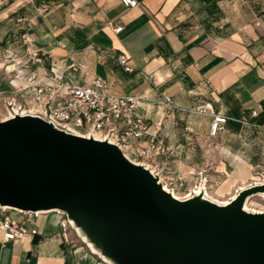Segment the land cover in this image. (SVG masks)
<instances>
[{"label": "crops", "instance_id": "crops-1", "mask_svg": "<svg viewBox=\"0 0 264 264\" xmlns=\"http://www.w3.org/2000/svg\"><path fill=\"white\" fill-rule=\"evenodd\" d=\"M137 1L0 0V61L29 46L83 63L81 82L99 77L114 95L139 98L151 134L162 123L172 171H205L215 199L229 201L264 176V0ZM216 117L226 123L211 137ZM11 216L37 234L6 241L0 227V264H106L59 213Z\"/></svg>", "mask_w": 264, "mask_h": 264}, {"label": "water", "instance_id": "water-1", "mask_svg": "<svg viewBox=\"0 0 264 264\" xmlns=\"http://www.w3.org/2000/svg\"><path fill=\"white\" fill-rule=\"evenodd\" d=\"M264 181L228 204L179 200L107 141L34 115L0 121V209L61 212L106 264H264V213L245 209Z\"/></svg>", "mask_w": 264, "mask_h": 264}, {"label": "built area", "instance_id": "built-area-1", "mask_svg": "<svg viewBox=\"0 0 264 264\" xmlns=\"http://www.w3.org/2000/svg\"><path fill=\"white\" fill-rule=\"evenodd\" d=\"M121 3L127 9L139 5L137 0H121ZM122 30L123 27H118L114 32L120 34ZM24 40L28 42L26 37ZM47 59L50 60L48 68L44 66ZM119 62L126 72H132L127 55H121ZM0 73L9 86L8 90L0 87V106H3L0 121L15 115L39 116L76 136L117 145L127 159L157 175L166 191L176 199L185 200L201 194L207 197V193H211V180L205 171L185 176L172 171L164 161L171 149L161 137L162 123L157 125L154 134L150 133L148 119L138 112L141 100L114 95L107 81L99 77L81 82L80 78L87 75L83 63L54 58L27 46L23 52H8L0 61ZM164 103L173 106L170 97H165ZM225 123V118L216 117L210 127V136H218ZM261 180L254 184L263 183L264 176ZM18 213L27 218L43 214ZM65 222L70 226L66 219ZM0 227L6 241L37 234V230L29 233L24 223L11 215L0 221Z\"/></svg>", "mask_w": 264, "mask_h": 264}, {"label": "rangeland", "instance_id": "rangeland-1", "mask_svg": "<svg viewBox=\"0 0 264 264\" xmlns=\"http://www.w3.org/2000/svg\"><path fill=\"white\" fill-rule=\"evenodd\" d=\"M0 110L3 112V106H0ZM0 119H3V117L0 116ZM252 177H255L256 180H251L249 186L253 185L256 182H260V180L263 179V175H254ZM249 186H246V187H249ZM209 194L212 197L214 196V198L219 199V197L217 196L216 191L214 189H212L211 193H209ZM253 198L254 199L249 204L250 208L255 209V210H260V211L264 212V198L259 197V196H254ZM0 213L3 214V215H14V216H17V217L24 216L23 214H19L18 212L9 211V210H8L7 213L3 212L2 210H0ZM62 217H64L66 219V216H62Z\"/></svg>", "mask_w": 264, "mask_h": 264}, {"label": "bare ground", "instance_id": "bare-ground-1", "mask_svg": "<svg viewBox=\"0 0 264 264\" xmlns=\"http://www.w3.org/2000/svg\"><path fill=\"white\" fill-rule=\"evenodd\" d=\"M243 189H244V188H243ZM236 195H237V194H236ZM236 195H235V196H236ZM235 196H234L233 198H235ZM258 196L264 198V195H262V194H261V195H258ZM207 198L210 199V200L213 201V202L218 203V204H228V202L230 201V200H229V201H226V202H220V201L216 200L215 198H213L209 193H207ZM233 198H232V199H233ZM232 199H231V200H232ZM253 199H254L253 197L247 199V201H246V203H245V209H246L247 211L254 212V213H264L263 211L255 210V209L250 208L249 204L252 202ZM4 210H7V209L4 208ZM57 213H59L60 215H62L61 212H57ZM44 214H45V213H44Z\"/></svg>", "mask_w": 264, "mask_h": 264}]
</instances>
